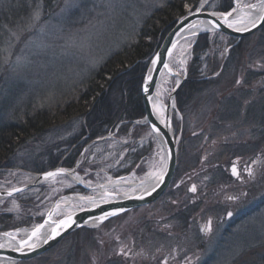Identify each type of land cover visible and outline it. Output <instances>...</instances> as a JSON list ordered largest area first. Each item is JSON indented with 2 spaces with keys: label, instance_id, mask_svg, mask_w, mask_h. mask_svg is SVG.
<instances>
[{
  "label": "rangeland",
  "instance_id": "1",
  "mask_svg": "<svg viewBox=\"0 0 264 264\" xmlns=\"http://www.w3.org/2000/svg\"><path fill=\"white\" fill-rule=\"evenodd\" d=\"M172 1L183 3L186 13L201 2L0 0V129L76 102L104 63L134 44L145 21ZM258 1L246 0L245 5ZM232 2L211 0L207 9L227 12ZM263 28L246 37L253 39L234 55L236 40L216 32L177 45L170 66L185 78L172 113L177 168L158 201L100 228L80 229L43 255L18 264H264ZM181 56L183 70L175 61ZM175 85L176 78L170 77L163 100ZM139 88L141 96V84ZM102 101L118 112L110 122L100 117ZM86 103L82 116L59 117L45 135L11 151L7 166L0 168V192L53 169L76 167L91 188L129 180L132 174L141 180L158 169L157 140L147 125L135 123L143 115L132 116L127 103L119 106L115 89H108L98 103ZM233 168L240 169L234 177ZM197 190L205 195L193 209L190 201ZM109 193L120 196L129 190ZM77 194L93 196L94 191L57 176L0 199V232L32 228L55 202ZM192 210L198 211L194 218L180 214Z\"/></svg>",
  "mask_w": 264,
  "mask_h": 264
},
{
  "label": "water",
  "instance_id": "2",
  "mask_svg": "<svg viewBox=\"0 0 264 264\" xmlns=\"http://www.w3.org/2000/svg\"><path fill=\"white\" fill-rule=\"evenodd\" d=\"M211 0H201L198 7L176 20L174 26L165 35L158 49L153 54L146 67L141 83V100L143 107V118L139 122L149 127L150 133L160 144L164 156V166L157 180L149 187L138 190L134 193L114 195L106 193V199L93 204L84 205L83 208L73 209L55 218L53 205L45 214L43 220L36 226L29 228L24 237L17 239L15 246L0 244V261L18 264L35 259L57 246L63 239L80 229L95 228L104 222L118 217L134 209L150 205L157 201L168 189L177 164V137L175 136L172 124V109L174 107L175 95L180 89L185 78L174 72L170 66V59L175 52L177 45L182 39L196 38L201 33L197 32L200 27H207L210 32L223 34L235 39V45L243 38L249 37L258 32L264 26V0L261 10L255 20L247 26L234 27L233 20L239 11L244 10L238 5L239 0H233L232 9L227 12H213L207 9ZM255 5H248L245 8H253ZM246 10V9H245ZM176 78L177 83L167 98V105L164 111L163 120H159L154 109L153 100L156 96L161 78L165 75ZM138 122V121H137ZM135 122V123H137ZM102 140V139H100ZM98 140V141H100ZM73 169H53L36 176L30 183L11 190L0 192V199L10 198L19 193L27 191L41 183L57 176H65L74 181L77 176ZM52 173L53 175H48ZM118 178L114 180H122ZM76 182L86 191H96L97 187H87L83 183ZM88 197L86 195H82ZM47 227H49L47 231ZM22 229V228H21ZM0 232V236H10L16 232Z\"/></svg>",
  "mask_w": 264,
  "mask_h": 264
},
{
  "label": "trees",
  "instance_id": "3",
  "mask_svg": "<svg viewBox=\"0 0 264 264\" xmlns=\"http://www.w3.org/2000/svg\"><path fill=\"white\" fill-rule=\"evenodd\" d=\"M185 14L183 3L178 1H172L158 9L145 21L136 42L107 60L92 80L87 91L76 102L67 104L61 110L40 111L33 117L26 118L21 124L1 128L0 168L7 166L6 162L10 160L11 151L20 144L37 136L45 135L51 124L56 122V119L59 120V117L82 116L86 102H100L104 99L108 89H115L120 94V107L123 108V104L127 103L131 108L132 116L135 118L142 116L143 107L139 87L146 67L176 20ZM263 31L264 28L261 32ZM251 38L241 40L233 49V55L236 50H242L245 42ZM102 103L103 105L99 109L100 117L106 118L110 122L112 117H117L118 112L108 109L109 101H102Z\"/></svg>",
  "mask_w": 264,
  "mask_h": 264
},
{
  "label": "bare ground",
  "instance_id": "4",
  "mask_svg": "<svg viewBox=\"0 0 264 264\" xmlns=\"http://www.w3.org/2000/svg\"><path fill=\"white\" fill-rule=\"evenodd\" d=\"M245 1L246 0H239V2H238V5L240 7H243L244 10L239 11V13L235 16V18L233 20V26L234 27H243V26L249 25L250 23H252L255 20V18L258 16V14L261 10L262 3L261 4L256 3V4H254L255 6L250 9V8H245V6H247V5H245ZM197 32H200L201 34L212 33L205 26L200 27L197 30ZM183 40H185V39H182L181 41H183ZM175 61L179 65V67L183 70L184 66H185L184 56L177 58ZM171 69L174 72H176L172 67H171ZM170 77H172V76L168 75V76H165L163 79L161 78V81H160L158 88H157L156 96L153 100V109H154L157 117L161 121L163 120L164 111H165L166 105H167L166 104L167 100L165 101L162 98V91L165 89V86L168 84ZM176 83H177V80H176ZM174 108H175V104H174V107L172 109V113H173ZM137 123L144 125L143 122L138 121ZM159 147H161L160 144H159ZM163 166H164V156H163V153L161 150L160 166L158 167L157 170L150 173L145 178L140 180L135 174H132L131 178L129 180H109L106 184L97 187L96 191H94L93 196L84 197V196H82V194L65 196V197L59 199L53 205L54 215L61 216L62 214L67 213V212L75 209L78 206L80 207V206H84V205L93 204L96 202L103 201L106 199L105 194L109 193L113 189H123L124 188V189H128L129 193H134L138 190H143V189L149 187L151 184H153L157 180L160 172L162 171ZM73 178H74L73 179L74 181L83 183L82 179L79 176H74ZM74 181H73V183L76 184V182H74ZM48 229H49V227H47V231H48ZM28 232H29L28 228H22V229L17 230L16 232L12 233L10 236H0V244L5 245V246H15L17 243V239L24 237L25 235L28 234ZM0 264H13V263L7 262V261H0Z\"/></svg>",
  "mask_w": 264,
  "mask_h": 264
},
{
  "label": "flooded vegetation",
  "instance_id": "5",
  "mask_svg": "<svg viewBox=\"0 0 264 264\" xmlns=\"http://www.w3.org/2000/svg\"><path fill=\"white\" fill-rule=\"evenodd\" d=\"M258 134H260V133H258ZM258 136V135H257ZM230 144V143H229ZM232 144V143H231ZM239 167H240V169L242 170V168H243V166H242V168H241V166L240 165H238ZM176 168H177V165H176ZM240 169L238 170V169H236V173L237 174H233V171H231V176H237L238 174H239V171H240ZM175 172H176V169H175ZM175 172H174V175H175ZM188 172V171H187ZM190 173V172H189ZM174 175H173V178H174ZM184 177H186V175H184ZM187 177H188V174H187ZM173 178H172V180H173ZM172 182V181H171ZM181 182V183H180ZM179 183V185H183L184 184V178L180 181ZM186 182V181H185ZM237 182H242V179H240V178H238L237 179ZM220 183H221V181H220ZM220 183H218V184H220ZM171 184V183H170ZM248 184V183H247ZM170 186V185H169ZM220 186V185H219ZM248 186V185H247ZM214 187V186H213ZM224 187V186H223ZM227 187H228V185H227ZM169 188V187H168ZM240 191H241V193L243 194V196L244 195H246L247 194V189L245 188V184L240 188ZM203 194V195H202ZM195 196H196V198L195 199H193L192 201H190L191 202V205H192V207H193V209H194V207L196 208L197 206H198V202H199V200H200V197H202V196H204L205 195V191L204 192H201V191H199V190H197V191H195V194H194ZM163 196V195H162ZM161 198V197H160ZM159 198V199H160ZM208 197H205V200L207 199ZM158 199V200H159ZM157 200V201H158ZM156 202V201H155ZM154 202V203H155ZM201 202V201H200ZM153 204V203H152ZM151 205V204H150ZM150 205H147V206H150ZM147 206H143V207H140V208H138V209H143V208H145V207H147ZM258 209V207H256V210ZM135 210H137V209H134V210H132V211H129V212H126V213H124V214H127V213H131V214H133V213H135L134 211ZM255 211V210H254ZM253 212V209L252 210H249L248 212H246L245 214H243L242 213V215H247V214H249V213H252ZM198 213V211H196L195 210V212L192 210L191 212H186V213H180L181 214V216L183 217V218H194L195 217V215ZM124 214H122V215H124ZM122 215H120V216H122ZM177 215H179V213L177 214ZM120 216H118V217H120ZM232 215L231 214H229L228 215V217H231ZM118 217H115V218H118ZM243 217V216H242ZM138 218V217H137ZM140 218V217H139ZM114 219V218H113ZM111 220V219H110ZM109 221V220H108ZM107 222V221H106ZM106 222H104L103 224H101L100 226H98V227H95V228H90V229H87V228H84V229H81V230H93V229H97V228H100V227H102ZM116 228H118V225L116 226ZM145 230H144V233H146L147 234V232H149L150 230H147V228H144ZM151 232V231H150ZM161 232H164L163 230H161ZM73 234V233H72ZM64 240V239H63ZM202 246H205V244H202ZM198 249V248H197ZM200 249V248H199ZM149 262H151L150 260H148ZM26 262V261H25Z\"/></svg>",
  "mask_w": 264,
  "mask_h": 264
},
{
  "label": "snow or ice",
  "instance_id": "6",
  "mask_svg": "<svg viewBox=\"0 0 264 264\" xmlns=\"http://www.w3.org/2000/svg\"><path fill=\"white\" fill-rule=\"evenodd\" d=\"M233 174H237L235 168H233ZM48 175H53V174H52V173H49ZM194 190H195V189L193 188V191H194ZM209 230H210V223H209Z\"/></svg>",
  "mask_w": 264,
  "mask_h": 264
}]
</instances>
